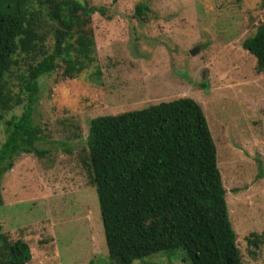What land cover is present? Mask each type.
Wrapping results in <instances>:
<instances>
[{"label": "rangeland", "instance_id": "1", "mask_svg": "<svg viewBox=\"0 0 264 264\" xmlns=\"http://www.w3.org/2000/svg\"><path fill=\"white\" fill-rule=\"evenodd\" d=\"M90 1L114 12L110 21L93 16L101 71L100 81L94 80L103 88L93 87L89 73L82 75L86 84L75 88L71 99L59 87L50 97L57 75L43 81L34 119L52 131L37 143L50 153L20 154L4 175L2 232L28 243V264H103L108 250L97 192L76 158L90 121L192 97L217 146L242 264H264V245L253 255L247 241L251 233H264V75L244 48L264 22L263 0H117L115 6L114 0ZM141 3L149 6L145 20L135 17ZM40 5L36 0L34 7ZM23 105L5 121L20 116ZM59 119L68 121V134L72 122L81 128L73 154L63 150L70 144H63L68 138ZM5 121L0 123V148L8 137ZM158 256L135 263L189 264L180 253L173 259Z\"/></svg>", "mask_w": 264, "mask_h": 264}, {"label": "trees", "instance_id": "2", "mask_svg": "<svg viewBox=\"0 0 264 264\" xmlns=\"http://www.w3.org/2000/svg\"><path fill=\"white\" fill-rule=\"evenodd\" d=\"M35 1L0 0V123L25 100L23 113L5 121L0 207L2 179L13 169L16 156L50 153L37 143L52 131L34 119L43 81L57 75L50 97L59 87L71 99L89 73L93 87L103 88L94 80L100 81L101 71L93 16L110 21L112 7L95 6L90 0H39L36 8ZM148 11L147 4H137L135 17L145 20ZM244 48L256 58L257 73L264 75V22L245 40ZM201 86L206 87L205 82ZM58 124L67 134L63 144H70L63 150L73 154L81 128L72 122L68 134V121L59 119ZM76 158L97 192L108 250L103 264L146 263L142 260L147 257L173 259L179 253L189 264H242L217 146L194 98L94 117ZM247 241L255 255L264 245V233H251ZM31 259L28 243L10 240L0 224V264H28Z\"/></svg>", "mask_w": 264, "mask_h": 264}, {"label": "water", "instance_id": "3", "mask_svg": "<svg viewBox=\"0 0 264 264\" xmlns=\"http://www.w3.org/2000/svg\"><path fill=\"white\" fill-rule=\"evenodd\" d=\"M195 53V51H193V53L192 54H194Z\"/></svg>", "mask_w": 264, "mask_h": 264}]
</instances>
